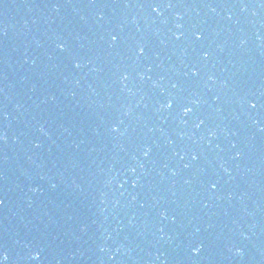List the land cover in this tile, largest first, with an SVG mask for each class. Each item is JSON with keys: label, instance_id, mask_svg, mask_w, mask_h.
<instances>
[{"label": "water", "instance_id": "obj_1", "mask_svg": "<svg viewBox=\"0 0 264 264\" xmlns=\"http://www.w3.org/2000/svg\"><path fill=\"white\" fill-rule=\"evenodd\" d=\"M0 264H264V0H0Z\"/></svg>", "mask_w": 264, "mask_h": 264}]
</instances>
